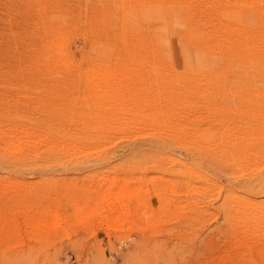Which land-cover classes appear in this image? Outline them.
Instances as JSON below:
<instances>
[{"label": "rangeland", "instance_id": "rangeland-1", "mask_svg": "<svg viewBox=\"0 0 264 264\" xmlns=\"http://www.w3.org/2000/svg\"><path fill=\"white\" fill-rule=\"evenodd\" d=\"M262 216L264 0H0V264H264Z\"/></svg>", "mask_w": 264, "mask_h": 264}, {"label": "bare ground", "instance_id": "bare-ground-1", "mask_svg": "<svg viewBox=\"0 0 264 264\" xmlns=\"http://www.w3.org/2000/svg\"><path fill=\"white\" fill-rule=\"evenodd\" d=\"M262 175V174H261ZM254 191V190H253ZM263 217V216H262ZM264 218V217H263Z\"/></svg>", "mask_w": 264, "mask_h": 264}]
</instances>
